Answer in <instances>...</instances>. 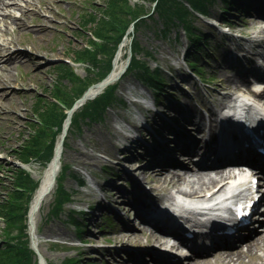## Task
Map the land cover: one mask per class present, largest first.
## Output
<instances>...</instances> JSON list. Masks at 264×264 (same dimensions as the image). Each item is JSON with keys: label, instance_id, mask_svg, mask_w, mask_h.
<instances>
[{"label": "rangeland", "instance_id": "obj_1", "mask_svg": "<svg viewBox=\"0 0 264 264\" xmlns=\"http://www.w3.org/2000/svg\"><path fill=\"white\" fill-rule=\"evenodd\" d=\"M16 1L23 7L20 10L10 8L9 11L22 19L26 28L20 30L13 24L8 25L7 32L0 36V42L10 41V48L15 49V51L20 48L16 44L24 45L22 48L31 53H28L27 56L34 61L27 66L23 61L14 62L9 68V74H0V78L5 83V86L0 88V164H2L0 168V200L5 195V186L9 183L7 170L17 164L13 151L28 135L29 125L27 122L32 117L35 94L37 95L38 92L47 93L46 88L54 82L55 64L45 62L42 57H70L71 48H77L86 41V32H78L77 28L81 25L82 15L88 11L98 12L105 0H43V4L35 1L33 8L37 12L27 17H23L22 14L25 8L23 0ZM222 5L221 0H214L208 8L207 14L218 16L219 8ZM145 6L148 7L149 3L146 2ZM236 16L235 22L239 31H248L250 34V32L260 29L258 23L256 25L253 23L255 19L260 20V17L249 16L248 11L239 12ZM193 26L200 33L208 34L209 37L206 41V49L202 50V60L199 63L204 66L206 73H213L215 78L213 83L208 82L209 85L205 87L206 91L202 89L204 86L199 88L192 78L186 77L183 73L181 53L186 48L187 42L179 26L171 27L165 33H159L158 28H161V24L154 15L148 25L138 28L133 35L142 52L146 51L150 54V57L146 59L148 66L152 69L157 65L163 70L162 76L167 85L166 93L181 95L180 102L187 109L186 111L198 114L199 110L196 104L200 103L201 91L210 96L208 98L214 102L223 100V97L218 94L219 86L227 85L226 79L232 78L235 74L233 69L226 67L223 58L226 47L234 46V44L218 39L215 31L208 27L206 19L202 17H196L193 20ZM37 28L41 31L39 32ZM71 33H75L76 39L70 36ZM130 39L129 34L120 45V64H125L127 60L126 54ZM219 40L220 46L215 51L214 46ZM212 50L215 52L210 56L208 52ZM140 57L145 59L143 54ZM74 71L79 76L84 75V69L81 65H75ZM183 76L186 78L184 79ZM182 78L185 80L183 85L186 91L176 89L177 85L182 83ZM133 91L144 93L148 99L152 97L150 91L142 86L133 74L121 76L118 81V102L107 109L103 118L98 122L81 123L78 130L74 129L67 132L61 154V165L68 166L66 176L63 179V186L67 192L72 194L71 201L63 206L58 216H51L48 212L53 203L54 185L53 190L40 204L35 217L37 248L46 264H62L68 258L78 260L77 264H106L101 260L95 262V259H101L102 256L96 254L88 246L80 245V238L92 241H101L106 237L112 240L118 239L112 233H104L111 223L107 215L102 216L103 219L100 220L101 212L94 205L92 212L96 215H88L86 220L83 219L84 225H81L83 232L80 238L70 222V218L78 219L79 214L75 211L78 209L77 207L88 202H96L99 197V194L92 192L87 186L81 187L80 181L89 177L98 186L110 185L108 184L109 181L107 182V176L113 173L117 174L120 168L114 163L122 156L118 153L117 148L122 136L118 127L127 125L128 120L132 118L133 108H138L129 100V95ZM203 100L205 102L202 104L206 107L211 106L207 99ZM160 101L164 103L165 99L160 97ZM140 152L139 148H134L123 155L131 157ZM84 154L89 157H84ZM179 160L182 159L179 158ZM183 162L187 161L183 160ZM133 166H136L135 162ZM24 167L32 178L39 179L41 177L43 169L38 163H28ZM103 167H107L108 172L104 171ZM134 171L138 176L139 172L144 170L137 168ZM147 174H151L150 171L142 176L147 177ZM150 184L155 185L153 182ZM105 187L110 188V186ZM129 189L137 190L136 187H129ZM1 226L2 222L0 221ZM101 229L105 231H100ZM130 232L136 233V240L138 241H146L149 238L148 234L143 233V230ZM259 235H263V232ZM242 249L245 250V245ZM33 258L35 259L34 255ZM209 263H213V260L210 259Z\"/></svg>", "mask_w": 264, "mask_h": 264}, {"label": "trees", "instance_id": "obj_2", "mask_svg": "<svg viewBox=\"0 0 264 264\" xmlns=\"http://www.w3.org/2000/svg\"><path fill=\"white\" fill-rule=\"evenodd\" d=\"M188 3L187 7L184 3ZM213 0H105L99 11H88L82 15L78 32H85L88 28L95 36V40L86 37L85 45L73 49L74 61L85 64L83 77L77 75L73 67L60 62L55 66L54 82L46 88L45 94L35 95L32 106L34 119L27 122L30 131L22 143L14 149V155L21 162L35 161L46 166L52 155L55 139L60 132L65 109L81 95L92 83H95L109 72L111 61L125 30L130 23L136 31L148 25L155 15L161 24L159 33H165L169 28L178 26L184 30L190 49L185 53V59L195 56L199 48L201 36L193 30V12L205 13ZM227 3V0H223ZM149 6L146 7L145 3ZM154 3L153 6L151 4ZM227 5H230L227 3ZM227 21V15L221 14ZM76 39L75 33L70 34ZM84 36V35H83ZM130 59L126 73H132L142 83L155 91L164 86L157 70L151 71L144 60L139 58L141 49L137 41L132 38L130 44ZM148 54V53H144ZM117 101L116 85L107 86L101 94L87 101L73 113L70 130H78L81 123H93L102 119L106 109ZM0 164V168H1ZM68 167L62 166L61 173L56 179L53 192V203L49 210L51 216H58L63 206L69 202L72 195L63 186V179ZM1 173V171H0ZM9 183L4 188L5 195L0 200V264H34L33 252L27 246L25 233V213L28 201L37 181L21 168L12 166L7 170ZM1 177V176H0ZM71 216V215H70ZM80 235V222L71 217ZM78 260L68 258L62 264H77Z\"/></svg>", "mask_w": 264, "mask_h": 264}, {"label": "bare ground", "instance_id": "obj_3", "mask_svg": "<svg viewBox=\"0 0 264 264\" xmlns=\"http://www.w3.org/2000/svg\"><path fill=\"white\" fill-rule=\"evenodd\" d=\"M37 1L40 4H43V0H23V3L25 4V8L23 9V17H27L31 14H34L37 12L33 8V3ZM23 6H21L16 0H0V36L2 34H5L7 32L8 25H15L18 29L22 30L26 28V24L22 19L19 17H16L14 14H12L9 9L14 8L16 10H20ZM262 21V22H261ZM255 19L253 20V23L256 25L257 23H263V20ZM44 28V27H40ZM37 30L40 32L41 29ZM260 35L264 36V27H261L258 31ZM10 41H3L0 43V74L5 73L3 75L9 74V68L11 65L15 62H21L23 61L24 64L30 65L33 63L34 60L31 59V57L27 56V53L15 51V49L10 48ZM263 49H264V43H263ZM120 60V51L114 58L113 62V68L110 73V78L117 77L123 67V64L119 63ZM264 64V63H263ZM227 84L226 86L221 85V87L228 89V88H234L238 87L239 84L244 82L241 78L233 77V78H227L226 79ZM4 81L0 78V88H3ZM97 86L90 87L86 91V95H92L97 90ZM230 96H223V99H227ZM224 102H220V105H223ZM246 120L248 125L250 126V129H257L262 126H264V108L260 106H250L248 109V114L246 116ZM236 124V123H235ZM233 139L240 140V136H234ZM63 149L62 146H57L56 149V155L53 159L52 164L44 170L43 174L39 178V183L34 191V195L30 201L29 208H28V222L30 227L34 225V233H35V217L38 212L40 204L47 198L49 195L46 194L43 196V198L38 202L39 198L43 195L44 190L48 185L50 184L52 180V173L58 174L60 170V161H61V153ZM86 156L85 154L83 155ZM89 157V156H86ZM90 159V158H87ZM59 164V165H58ZM212 171L208 170H200L195 169L192 171H187L182 168H178L176 166L169 167L166 169H149L141 171V174H145L147 171H150V175L152 177V182L155 184L153 186V189L156 192H161L162 197L166 200H169L170 198H173L172 190L175 189L176 192L181 193L182 195L186 194H199L201 192H204L205 194L206 190H209L211 188H214L216 185H218L220 182H223L228 179H235L236 175L234 176L233 172H228L226 169H222L220 167H212ZM244 183L243 179L237 178L236 186L235 188L241 189L242 184ZM54 186V182L52 183V187ZM50 192V191H49ZM124 196V194H121ZM204 195H201L200 197H203ZM176 203L180 206H183L184 209H188L187 205H184L183 203L176 201ZM150 210V209H149ZM153 213V212H151ZM159 214V212H158ZM263 235H259L258 233L255 234L253 237L249 238L250 241L245 245L244 249H236L235 251H227V252H218L213 254L212 258L214 259V264H264V230L262 231ZM127 240H131L136 238V234H129L125 235ZM151 237L156 238V241L159 239L156 237L155 234H151ZM122 239L124 237L122 236ZM42 264V262L40 263ZM191 264H209V259L203 258L201 260H194Z\"/></svg>", "mask_w": 264, "mask_h": 264}, {"label": "water", "instance_id": "obj_4", "mask_svg": "<svg viewBox=\"0 0 264 264\" xmlns=\"http://www.w3.org/2000/svg\"><path fill=\"white\" fill-rule=\"evenodd\" d=\"M112 80H113V78L106 77L104 80H102L101 82H99L98 84H95V85H96L98 88H102V87H104L106 84H108L109 82H111ZM95 85H94V86H95ZM87 98H90V96H88V95H86V94H83L82 97L76 102V105H75V106L81 105V104L84 102V100H86ZM75 106H74V107H75ZM72 110H73V108H72L70 111H68V115H67L66 123H68V121H69L70 113H71ZM64 134H65V127H63L62 132H61L60 142H61L62 137L64 136ZM51 163H52V162H50V164H51ZM50 164H49V165H50ZM54 176H55V173H52V180H51L50 184L48 185V187H46V189L44 190L43 195L38 199L39 201H40V199H41L45 194H47V193L49 192L50 188L52 187V182H53V180H54ZM39 201H38V202H39ZM32 230H33V228L30 229V231H32ZM30 248L33 250V252H34L35 255H36L37 263L40 264L41 261L44 263V261H43L41 255L39 254V252H38V250H37V248H36V244H35V242H34L33 240H30Z\"/></svg>", "mask_w": 264, "mask_h": 264}]
</instances>
